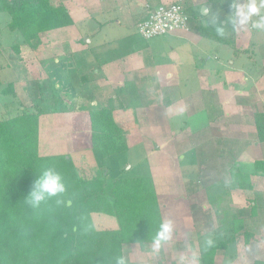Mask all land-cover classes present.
Returning a JSON list of instances; mask_svg holds the SVG:
<instances>
[{
  "label": "rangeland",
  "instance_id": "rangeland-1",
  "mask_svg": "<svg viewBox=\"0 0 264 264\" xmlns=\"http://www.w3.org/2000/svg\"><path fill=\"white\" fill-rule=\"evenodd\" d=\"M61 2L65 8L71 6V2L80 6L79 9H83L84 5L86 6L90 3V0H61ZM230 4L231 0H218V2L214 3L207 18L200 15L201 8L204 5L199 8L198 6H191L189 9L183 5L189 19L199 21L200 25H197L198 28L200 26L204 27V31L202 30L201 32L206 39L197 44L198 46L181 43L182 51L180 53L186 60L180 66L183 67L184 74L182 79L185 80L178 83L183 92L182 98L188 111L178 119L176 118L169 122L170 133L172 132L171 136L170 134L166 135L169 132L168 130L164 131L160 128L152 130L153 142L155 139L160 141L167 136H177L179 138L176 139L178 143L177 150L172 151L170 149L172 145L164 144L163 140H161L160 142H163V145L158 146L162 147V150L153 155L158 149H156L157 145L152 142L151 154L148 155L147 149L150 145L145 143L144 138L138 136L139 132L145 129L141 128L136 132L137 136L135 135V139L139 140L141 138L143 140V142H140L143 143L142 145L129 146L127 143L129 147L126 151L102 159L91 151L88 125L85 128L71 127V120H69L71 118L65 116L64 113H46L39 117V156H70L78 175L82 179H91L100 171L104 172L106 188L113 198H117L122 193L123 186L121 181L124 179H142L143 183L146 184L145 187L151 184L155 192V188H157L162 193L160 196L162 202L158 200L162 220V215L167 216L168 212H172L173 219H171L173 221L178 217L188 218L187 209H190L194 219L199 220V222L202 221L204 226L203 232H205L206 239L204 242L202 239L200 241L205 245L206 240H212L211 236H209L212 234L214 226L212 223V202L214 191L221 184L218 181L223 182L224 175L225 179L229 178L228 170L234 164L237 167L239 163L249 166L257 158L264 161V140L258 137L252 117L253 113L261 111L264 107V31L244 29L238 30L240 33L235 34L231 25L227 23L231 14ZM212 13H216L220 23L224 24L223 36L217 34L216 25L211 22ZM112 17L113 15L98 16L95 22L99 29L91 35L89 32L86 33L85 29L80 28V22L75 25L72 24L68 32H65L67 37L72 28V31L77 29L78 32H84L81 35L84 37L81 45H84L83 42H87L86 39L88 40L87 46L90 48L89 51L91 53L87 59L91 58L93 64L94 61L99 62L98 59L103 55L101 54L103 48L107 46L115 47L122 41L124 43L127 42L124 37L128 35L129 38L132 37L139 41L143 40L137 32L135 33L134 29L127 31L113 23ZM253 19L257 18L254 17ZM79 21H81V18ZM8 22L9 18L4 14H0V80L2 85L12 83L14 92L17 95L10 99L12 102L9 105L5 104L3 106L2 100H0V120L6 117L9 110L14 112L17 109L33 108L35 101L31 99V91L27 90L30 82L48 79L55 88H59L53 77L60 74L68 77L70 74L58 72L57 69H59L60 65H56L51 61V54L54 51L52 41L63 40L62 38H56V33L55 36L53 33L51 35L42 33L39 35L41 45L36 51L21 46L20 53L17 55L12 51V46L19 43L21 39L7 29L6 25ZM154 38H152V44L155 46L167 47L170 43L169 39L164 36ZM231 40L234 41L235 49L238 51L236 55L230 49L229 43ZM179 43L180 41H171L170 45L173 44L174 46ZM48 45L52 47L49 48ZM186 51L187 53H184ZM95 53H97V56ZM195 56L202 57L205 64L209 67L217 68L219 71L234 63V67L240 69L243 74L242 78L233 82H225L222 76L221 81H219L220 84H216L217 81L211 84L220 89L219 99L218 97L213 99L209 97L212 96V92L208 95H205L207 93L204 92L203 97L208 100L207 102L211 100V106L208 111L205 110L206 112L203 110L204 107L202 108L201 105L195 103L199 95L192 96L199 88V82L194 75V60H198ZM214 58L218 60L216 61ZM94 67L97 69V66ZM245 77H248L249 80H244ZM222 89L223 91H221ZM115 92L113 90V95L116 97ZM168 94L172 95L173 91L170 90ZM63 95L65 96L66 94L63 93ZM110 96L112 95L94 93L91 100H96L97 104L94 106L88 105V107L96 108L98 105L106 107L105 101L107 102L108 98H111ZM233 98L237 102L236 107L232 105ZM205 99H203V105L206 103ZM115 100L114 107H117L118 100ZM228 102L232 107L228 106ZM79 104L85 108L84 102H79ZM182 106L180 104L175 111H181L183 109ZM161 116L164 117V114L161 115L158 112L155 119H159ZM206 117L207 119L209 117V121L212 118L211 120L213 121L214 119L216 122L208 125ZM140 121L143 122V119H140ZM133 124L137 126L136 119H134ZM163 124L166 125L165 122ZM124 136L127 140L129 134ZM131 139L132 137L129 138V140ZM149 152L150 149L148 150ZM153 163H155L156 167H152L151 176L150 165L153 166ZM219 171L222 176L217 177L216 174ZM159 184L162 185L161 188H158ZM115 187L118 189H115ZM165 187H167L166 192ZM187 188L191 193L194 191V196L190 197L188 201L185 198V193H181ZM165 194L166 201L164 200ZM173 200H177V202ZM105 219L109 220L106 217L99 219L102 220V226L110 227L111 225L113 228L115 227L114 222H103ZM173 224L175 229L173 237L167 244L162 246L159 252L152 251L151 243L144 245L124 244L122 254L127 257L128 264H184L189 262V260L194 263L196 258L193 259L192 257L197 256L199 251L197 250L199 239H196V235L200 229L195 225L193 234L190 233L192 236L183 237L181 240V237L184 236L181 229L183 227L182 223L178 220L173 222ZM212 241L213 243L215 242L214 240ZM188 243L193 246L191 252L187 247ZM194 250L195 254L192 255Z\"/></svg>",
  "mask_w": 264,
  "mask_h": 264
},
{
  "label": "trees",
  "instance_id": "trees-1",
  "mask_svg": "<svg viewBox=\"0 0 264 264\" xmlns=\"http://www.w3.org/2000/svg\"><path fill=\"white\" fill-rule=\"evenodd\" d=\"M0 14L9 18L7 29L21 39L12 46L17 55L21 46L36 51L41 45L40 34L73 24L61 0H0ZM229 46L236 55L233 40ZM27 90L35 101L33 108L9 110L0 120V264H110L113 257L123 255L124 244L151 243L162 221L154 187H145L142 179H124L122 193L113 198L104 172L82 179L70 156H39V117L74 113L79 102L76 94L64 96L48 79L30 82ZM16 95L12 83L2 85L0 80L3 106ZM88 116L92 153L104 159L128 149L110 108L98 105L88 110ZM252 117L258 137L264 140V107ZM45 167L63 175L67 199L57 203L53 198L32 208L25 197ZM228 171L226 188L252 190L250 176H264V161L249 166L234 164ZM101 217L109 219L103 222H114L115 227L102 226ZM202 241L198 242L199 264H213L215 252L228 243L224 240L206 247Z\"/></svg>",
  "mask_w": 264,
  "mask_h": 264
},
{
  "label": "crops",
  "instance_id": "crops-1",
  "mask_svg": "<svg viewBox=\"0 0 264 264\" xmlns=\"http://www.w3.org/2000/svg\"><path fill=\"white\" fill-rule=\"evenodd\" d=\"M171 2H179L187 6L188 9L191 6H198L199 8L202 5H209L210 8L207 14L205 17L203 16L207 18L214 3L218 2V0L214 2H209L208 0H90V3L86 6L84 5L83 9H79L80 6L71 2V6L66 7V9L72 19L73 25L80 22V28L85 29L86 33L89 32L90 35L99 29L95 22L96 18L98 16L106 17L109 15H113L111 20L120 28L127 31L134 29L136 33V24L146 16V6L155 7L160 4H168ZM80 18L81 21H79ZM195 21L197 20L190 19L187 31H177L172 34L163 35L170 41L167 47L153 45V39H143L139 41L132 37L129 38L128 35L124 37L127 42L124 43L122 41L115 47L107 46L103 48L101 50V54L103 55L98 59L99 62L94 61V64L91 58L87 59L91 53L89 51L90 48L87 46V43H89L88 40L86 39L87 42H83L84 45H81L82 39L84 38L81 35H83L84 32H78L77 29L72 31V28L67 37L65 32H68L72 27L69 26L44 33L45 35H51V33H53L54 36L56 33V38L63 39L52 41L54 51L51 54V61L56 65H60L59 69H57L58 72L70 74L68 77L62 74L55 75L53 77L54 81L64 94L74 93L77 95L79 102L85 103V108L79 104L76 112L64 113L65 116L71 118L69 119L71 120V127L85 128L88 125L89 128L88 110L90 108L88 105L94 106L97 104L96 100H91V97L94 93L102 95L111 94V98H108L105 103L106 107L110 108L112 111L114 124L122 129L124 135L129 134L127 139L129 146L136 144L142 145L143 143H140L143 142L141 138H144L145 143L150 145L149 147L147 146V154H151V145L153 142L152 130H155V128H160L164 131L168 130L169 132H167L166 135L170 134L171 136L172 132L170 133L171 127L169 122L173 119H178L188 111L184 99L182 98L183 92L178 83L185 80L182 79L184 71L183 67L180 65L186 58H184L180 52L182 51V42L198 46L197 44L206 39L203 37L205 35L201 32L204 27L200 26V28H198L197 25H200V23L199 21L195 23ZM233 32L235 34L240 33L238 30H233ZM171 41H180V43L173 46V44L170 45ZM48 46L49 48L52 47L50 45ZM184 53H187V51ZM95 55L97 56V53H95ZM195 58L198 60H194V75L199 82V88L192 96L199 95L195 103L201 105L202 108L204 107V111H208V108L211 106V100L207 102L208 100L203 97V93L206 92L207 94L205 95H208L212 92V96L209 97L213 99L218 97L220 91L219 88L211 84L213 82L216 83L215 81H217L216 84H218L222 76L225 82H233L236 79L242 78L243 74L240 69L234 67V63L230 64L229 67H225L224 70L219 71L217 68L215 69L205 64L202 57L195 56ZM214 59L216 61L218 60L217 58ZM94 66H97V69ZM244 80L247 81L249 78L245 77ZM113 90L116 91V97L113 95ZM170 90L173 91L172 95L168 94ZM221 91H223V89ZM179 96L181 97L178 98ZM114 98L118 100L117 107H114ZM203 99L206 100L205 105H203ZM180 104L183 105V109L179 112L175 111L176 107ZM236 104L237 102L235 98H233L232 105L236 107ZM228 106L232 107L229 102ZM158 112L161 115L164 114V117L161 116L159 119H155ZM134 119L137 120V126L133 124ZM140 119H143L144 123L140 121ZM211 119L212 118H210V122L208 117L206 121L208 125H212V122H216L214 119L213 121ZM163 122H165L166 125H164ZM141 128H145L139 132L138 136L141 138H139V140L135 139V135L137 136L136 132ZM170 136L162 138L161 140H163L164 144L172 145L170 149L175 151L177 150L178 143L176 139L178 137ZM131 137L132 139L129 140ZM160 141L155 139L153 142V144L157 145L156 149H158H153L156 150L154 154L152 153L153 155L159 153V150H162V147L158 146L163 145V142ZM149 149L150 152L148 153ZM255 161L262 160L257 158L253 162ZM152 167H156L155 163H153V166L150 165L151 176ZM216 176H222L220 171ZM223 178V182L218 181V183L222 185L220 184V187L217 186L218 190L216 187L213 195L212 223L214 226L212 236L215 242L227 240L228 243L225 248H220L215 252L213 264H264V176H250V182L253 187L252 190L226 188V183L229 181V178L225 179V175ZM161 187L162 185L159 184L158 188ZM155 189L156 192L155 190L154 192L157 201L159 200L162 202L160 200V196L162 195L161 191L157 188ZM166 190L167 187H165V192ZM181 193H185L184 195L187 201L190 197L194 196V191L191 193L188 188ZM164 198L166 201V194ZM173 201L177 202V200ZM187 211L189 213L187 216L188 218L178 217L173 221L172 212H168L167 216L162 215V217L163 220L170 219L172 222L181 221L183 226L181 229L184 234L181 240L183 237L188 238L192 236L190 233L193 234L195 225L200 229L196 235V239H203L206 235L205 232H203L204 226L202 221L199 222V220H195L191 215L190 209H187ZM164 217H166V219H164ZM187 247L191 252L193 246L188 243ZM198 248L199 244L197 250H199ZM198 253L197 256L192 257L196 258L194 261L195 264H199ZM194 254L195 250L192 252V255ZM194 263L189 260V262L184 264Z\"/></svg>",
  "mask_w": 264,
  "mask_h": 264
},
{
  "label": "clouds",
  "instance_id": "clouds-1",
  "mask_svg": "<svg viewBox=\"0 0 264 264\" xmlns=\"http://www.w3.org/2000/svg\"><path fill=\"white\" fill-rule=\"evenodd\" d=\"M230 9L227 23L233 30L264 31V0H231ZM211 22L216 25L217 34L223 36L224 24L220 23L216 13L211 14ZM67 192L68 186L63 175L53 167H45L36 175L25 203L32 208H39L53 198L57 203H63L67 199ZM174 230L172 220H162L151 239L152 251L159 252L172 239ZM212 244L211 239L205 241L206 247ZM110 264H128V260L125 255H118L110 260Z\"/></svg>",
  "mask_w": 264,
  "mask_h": 264
},
{
  "label": "built area",
  "instance_id": "built-area-1",
  "mask_svg": "<svg viewBox=\"0 0 264 264\" xmlns=\"http://www.w3.org/2000/svg\"><path fill=\"white\" fill-rule=\"evenodd\" d=\"M145 8V18L136 24V32L142 39L150 40L154 37L188 30L190 19L184 6L179 2Z\"/></svg>",
  "mask_w": 264,
  "mask_h": 264
},
{
  "label": "water",
  "instance_id": "water-1",
  "mask_svg": "<svg viewBox=\"0 0 264 264\" xmlns=\"http://www.w3.org/2000/svg\"><path fill=\"white\" fill-rule=\"evenodd\" d=\"M209 8H210L209 5H208V6H203V7L201 8L200 14H201L202 16H205V15L207 14ZM67 205H70V202H68Z\"/></svg>",
  "mask_w": 264,
  "mask_h": 264
}]
</instances>
